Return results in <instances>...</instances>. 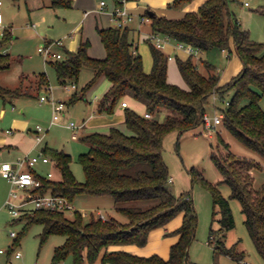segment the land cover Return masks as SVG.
Here are the masks:
<instances>
[{
	"label": "trees",
	"instance_id": "obj_1",
	"mask_svg": "<svg viewBox=\"0 0 264 264\" xmlns=\"http://www.w3.org/2000/svg\"><path fill=\"white\" fill-rule=\"evenodd\" d=\"M193 0H173L171 7L181 8ZM73 0H51V6L70 7ZM123 5V0H113ZM264 13V5L258 8ZM147 16L152 20L153 32L167 35L178 42L189 45L201 52L211 48L229 49L231 41L235 51L243 61L242 70L228 83L220 85V72L214 64L201 59L203 71L194 54L186 59L178 58L179 70L188 84L183 88L168 79L167 55L160 47L150 42L153 67L144 70L143 58L134 49L128 27H107L98 31L106 49L104 58L92 57L88 48L90 41H82L76 51L66 50L62 59L50 61L61 83L77 82L83 67L94 70V76L83 87V94L74 93L71 101L85 95L96 82L105 77L111 83L99 102L98 111L113 114L123 97L130 95L146 105L147 118L132 107L125 108L124 123L130 130L112 126L109 132H91L81 137L90 146L89 151L79 155L85 180L75 178L70 163L72 157L64 150L54 149L45 144L42 151L50 156L61 178L41 176L42 186L35 191L40 194L60 192L71 201L77 195H110L115 201V209L125 215V222L111 217L103 220L92 214L85 220L80 211L74 218L66 212L54 209H38L26 216V226L40 223L41 244L50 235L66 236L63 244L55 247L51 264H58L72 254L74 264L93 262L103 249V264H188L189 247L196 236L197 211L190 192L176 196L168 187L170 170L162 152L164 138L171 131L180 135L187 131L206 126L204 104L214 93L222 96L234 89L224 112L223 125L248 147L259 152L264 158V43L251 39L237 18L233 19L227 0H206L197 10L188 11L181 18H169L157 14ZM12 34L6 29L0 36V70L12 63L5 47ZM37 89L48 86L45 72L39 74ZM32 95L21 88L9 89L0 84L3 98ZM247 100L243 104V101ZM212 160L219 170L216 182L208 181L201 171L196 175L212 190L214 207L219 208L220 228L211 227L210 241L214 243L215 254L233 258L238 264H245V250L238 247V240L227 246L225 232L235 227L234 213L230 200L241 204L244 222L257 251L264 258V184L255 187L254 170L262 164L253 158L241 156L230 148V144L220 135L219 143L213 145ZM34 172V170H33ZM230 187V196L221 193L220 186ZM184 212L183 224L177 229L179 240L172 245L170 257L158 254L140 256L127 250H108L111 245L138 244L148 242L151 230L166 225L178 213ZM216 211H214V214ZM215 220V218H214ZM19 235L16 237V241Z\"/></svg>",
	"mask_w": 264,
	"mask_h": 264
},
{
	"label": "rangeland",
	"instance_id": "obj_2",
	"mask_svg": "<svg viewBox=\"0 0 264 264\" xmlns=\"http://www.w3.org/2000/svg\"><path fill=\"white\" fill-rule=\"evenodd\" d=\"M78 1L73 0L70 7L55 8L51 6V0H0V10L4 16V23L0 26V36L3 35L6 29L10 30L12 38L5 48L13 59L8 68L0 70V84L9 89H26L32 94L15 98L14 108L12 103L8 104V108L13 109L16 115L28 119L25 129L26 134L37 140L34 130L38 125L44 128L43 131L39 132L42 137V141L39 143L41 145L35 151H31L30 157L40 154L41 146L45 143L51 148L64 150L72 157L70 167L75 178L84 181V169L78 158L81 153L89 151L90 146L81 137L96 131L109 132L111 128L110 124L105 121L91 120L92 116H100L101 112L98 111V106L100 99L109 89L108 81L105 77H101L91 89L85 92L83 97L72 102L71 98L74 93H78V96L83 94V87L94 76V70L90 67H83L77 82L61 83L55 69L50 64V61H55L57 58H46L40 51V48L44 47L49 41L61 40L63 45H55V50L63 53L65 57L67 55L66 50L76 51L82 41L89 40L88 52L92 57L104 58L106 56V49L98 31V26L100 28L115 27L111 21L109 10H112L113 0H106L109 9L101 8V0H80L81 4ZM227 1L233 19L237 18L242 27L249 31L252 40L264 43V13L258 10L261 5H264V0ZM171 3L172 1L168 2L162 9L167 10L169 17L178 18L177 15H179L181 9L171 7ZM139 4L138 9L132 10L136 14L132 23L137 28L140 25L137 16L148 12L146 2L139 0ZM85 11H88V14ZM150 25L149 23L142 24L140 39V54L143 58V65L148 64V67L152 63L150 42L156 44L152 37L154 34H148ZM130 39L132 40L131 31ZM170 42L179 46V42L172 37H170ZM165 45L161 49L166 54L173 53L174 57L173 60L169 59L168 61L169 81L183 88H188L189 86L178 67V58L183 59L182 49L179 47L168 49ZM200 57L202 58L198 59L196 57V60L203 71L205 69L201 59L208 60L220 72L222 71L220 79L225 77V72H227L230 75L228 82L234 77H231L233 74L231 62L239 61L243 65V61L236 51L233 50L229 54V49L211 48L204 51ZM169 69H175L176 71L173 72ZM41 72L47 74L49 84L38 90L37 82ZM73 84H76V87H72ZM233 94L234 89H230L223 96L214 93L205 101V113L208 114L211 120L214 119L216 109L222 111L227 108L226 101L230 100ZM42 95L66 102V109L60 113L59 118L54 122L52 121L54 115L53 101L51 99L41 101L40 97ZM246 102L247 100H244L243 104ZM261 105L264 108V96ZM101 115L108 116L105 112H102ZM83 120L86 121V128L83 132L69 127L72 121L79 123ZM9 125L11 124L9 123ZM29 127L32 128V131L27 130ZM122 129L127 133L130 132L126 125ZM75 131L78 132L77 135L74 134ZM220 135L230 144L232 151L241 156L253 158L262 164V168L254 170V185L259 188L264 184L263 156L234 136L223 123L216 127L200 126L181 135L179 131H171L165 136L162 155L169 167L172 179L168 182V187L176 196L190 192L197 211L196 236L189 247L188 264H238L237 261L227 255L215 254L214 243L208 242L210 241L211 227L216 230L220 228L218 219L221 215L218 212L219 208L214 207L211 188L198 173L194 172L195 177L191 174L193 171L199 170L208 181H217L220 173L212 160V149L213 145L219 143ZM35 167L41 175H44L43 177L47 176L49 169L54 168L55 177L61 178L60 171L51 163L38 162ZM220 188L224 196H230L231 190L227 184H222ZM2 193L0 188V194ZM73 203L77 210L84 214L85 220H89L92 214L101 217L103 220L115 217L117 220L125 222L128 219L115 209V201L110 195L80 194L74 198ZM230 203L234 213L235 227L226 231V235L222 238L225 239L227 246H232L240 240L238 247L245 250L246 253L243 263L264 264V258L257 251L244 222L240 202L231 199ZM2 205L0 201V249L3 250V252L0 251V264H51L55 247L63 244L66 236L52 234L41 244L40 233L43 226L40 223L26 226V219L13 222L9 210L2 207ZM214 211H216L215 214ZM74 213L68 211L66 215L68 218L73 219ZM179 215L184 220V212L181 211L167 224L176 221ZM12 231L19 235L17 241L15 236H12ZM174 231L176 232L177 229ZM173 232L169 235H174ZM148 243L149 238L144 245L132 244L144 247ZM17 251L21 252L20 257L15 256ZM105 252L106 250L103 249L96 260L93 262L86 260L85 264H103L102 258ZM153 254L158 253L150 255ZM58 264H74L72 254H69Z\"/></svg>",
	"mask_w": 264,
	"mask_h": 264
},
{
	"label": "crops",
	"instance_id": "obj_3",
	"mask_svg": "<svg viewBox=\"0 0 264 264\" xmlns=\"http://www.w3.org/2000/svg\"><path fill=\"white\" fill-rule=\"evenodd\" d=\"M81 1L79 0L78 3L81 4ZM143 1L146 2V4H147V7H148L147 11L148 12L153 11L154 14H157L160 16L164 15V16L169 17L167 10H164L162 8H164L168 4V2H171L173 0H143ZM204 1H206V0H193L189 3H187L186 5H184L183 7L179 8V9H181V12L179 13V15H177V16H179L178 18H181L180 16H184L188 11L197 10L199 8V6ZM247 3L248 2H246V4ZM116 6L117 5L115 3H113V7L111 10V9H109L108 3H107V5L105 7V9L110 10L111 21L114 23L115 26H116V24H115L114 19H113V11L115 10ZM125 6L131 12V14L133 16V19L127 24L126 27H128L129 30L131 31L132 41L134 43V49L136 50V52L140 53V39H141L142 24H145V23L151 24L152 20L147 16V13L138 15L137 17H139L140 25H139V28H137L132 23L136 17V14L132 10L139 8V6H140L139 0H126ZM157 10H160V11L158 12ZM86 12H88V11H85V13ZM86 14H88V13H86ZM169 18H171V17H169ZM148 34L149 35L150 34L151 35L156 34L155 32H153L151 25H150ZM161 35L163 36V38L165 40L164 45L166 44L165 46H167L168 49L179 47L176 44H171L169 36L163 35V34H161ZM50 42H52V41H49L48 43H50ZM230 46H231V50H232L231 52H233V50L235 51V44L233 41H231ZM179 48L182 49L181 51L183 54V59H186L191 55L185 48H183V47H179ZM5 52H7L6 48H5ZM203 53L204 52H200L199 55H197V58L198 59L202 58V57H200V55H202ZM167 55H171L172 56L171 60H173V58H174L173 53L169 52V53H167ZM151 57H152V63L150 65V67H148V64L144 66L146 72H149L151 70V68L153 67L152 52H151ZM231 65H233V67L231 68V70L233 71V74L231 75V77L236 76L237 72L241 71L243 68V65L239 61L238 62H236V61L231 62ZM169 70H171L173 72L176 71L175 69H169ZM219 72H220V70H219ZM227 75H228L227 72H225V75H224L225 77H222L220 79V85H224L226 82H228V80L230 79V75H228V76ZM107 81H108V84L110 87L111 83L108 79H107ZM24 90H26V89H24ZM22 96H27V95H21V96H17V97H7L6 99L3 98L2 96H0V163H3V162L16 163L20 159L30 158L31 151H35V149L41 145V144H39L40 142L38 140H35L29 134L25 133V129H26V126L28 124V119H26L25 117H23V118L19 117L18 115H16V112H14L13 109L10 110L8 108L9 103H12L13 108H14L15 101H16L15 98H19ZM122 100H127L128 106L134 108L136 111H138L141 114H144L145 112H147L145 103L133 98L130 95L123 97ZM122 100H120L118 102V104L116 105L113 114L107 113L108 116L104 117V115H101V113H102L101 112L99 117L92 116L91 120H93V121H99L100 120L99 122L105 121L108 124H110V127L117 126V127L122 129L123 126L125 125L124 118H125V108H126V107H123L121 105ZM65 109H66V107H65ZM216 112H217V109H216ZM9 123L11 125H9ZM77 124H80V127L77 128V130L83 132L84 129L86 128V121L83 120L82 122H79V123L77 122ZM6 126H7V128H6ZM69 127H71L70 124H69ZM27 130L32 131V128L29 127ZM34 131H35L36 135H37V133L39 134V132H37V127ZM77 133L75 131L74 134L77 135ZM45 144H47V143H45ZM41 151H42V146H41ZM40 162H42V161H40ZM42 163H44V162H42ZM44 164H47V163H44ZM51 164L53 165V163H51ZM35 166H34V168H32V171L34 170V173L40 177L44 176V175H41V173L38 171V169H36ZM26 167H28V166H26ZM49 171H54V168L49 169L48 172ZM48 172H47V174H48ZM53 173L55 176V172H53ZM0 188L3 192L2 194H0V201L3 204L2 207L8 209V207L5 205V201L9 196L12 185L2 175H0ZM28 215H24V216H22L20 218H16V219H14L12 216L11 217H12L13 222L17 221V220L26 219V223H27L28 218L26 216H28ZM182 224H183V218H182V216L179 215V218H177L176 221H174L172 223L170 222L165 227H161V228H158L157 230L151 231L150 236H149V243L144 247H139L135 244H122V245H111L108 248V250L122 249V250L131 251L135 254L144 255V256L150 255L152 253H158L163 258L168 259L170 257V251H171L172 245H174L180 238V234L176 233L174 230L180 228V226ZM172 232L174 233V235H169V233H172ZM11 234H12V232H11ZM17 236H18V234H17ZM17 236H15V239ZM104 250H106V249H104ZM0 251L3 252L2 249H0ZM16 253H15V256H16ZM107 264H113V263H107Z\"/></svg>",
	"mask_w": 264,
	"mask_h": 264
},
{
	"label": "built area",
	"instance_id": "obj_4",
	"mask_svg": "<svg viewBox=\"0 0 264 264\" xmlns=\"http://www.w3.org/2000/svg\"><path fill=\"white\" fill-rule=\"evenodd\" d=\"M123 5H117L115 10L113 11V19L117 27L124 28L127 24L133 19L131 12L126 8L125 1L123 0ZM1 3V2H0ZM248 4V3H247ZM100 5L102 9H105L107 5L106 0H101ZM88 13V12H86ZM4 23V16L0 10V25ZM155 40V43L158 47L164 46V38L161 34L156 33L152 36ZM55 45H63L61 40L52 41L46 44L44 47L40 48V51L44 54L46 58L55 57L57 59L64 58L63 53L58 50H55ZM179 47L185 48L190 54H194L195 56L199 55L201 51L194 49L189 45H185L183 43H179ZM172 56L169 55V59ZM72 87H76V84H73ZM69 89V88H68ZM52 100L54 104V115L52 121L54 122L59 118L61 112L65 110L66 102L56 100L54 97L42 95L40 97L41 101ZM228 104L229 101H226ZM121 105L123 107H128L127 100H122ZM144 115L147 118H151L152 114L149 112H145ZM224 118L223 111H217L215 113L214 119L211 120L207 113L204 114V120L208 127H216L220 123H222ZM70 126L73 129H77L80 127V124H77L75 121L70 123ZM43 127L41 125L37 126V132L43 131ZM37 140L42 141L41 135L37 134ZM44 163H53L50 156L45 154L44 152H40L38 155H34L27 159H20L16 163L11 162H3L0 163V175L6 178L12 185L9 196L5 201V205L8 207L11 216L16 219L20 218L24 215L31 214L34 210L38 209H54L62 212H76L78 211L75 207L73 201H71L64 194L57 192H47L45 194L37 193L35 190L42 186L41 177L36 175L32 168L38 162ZM28 166V167H26ZM48 178L54 176L53 171H49L47 174ZM172 179H170L171 181ZM84 215V214H83ZM13 236H17L15 231H12ZM21 252L18 251L16 256L19 257Z\"/></svg>",
	"mask_w": 264,
	"mask_h": 264
},
{
	"label": "water",
	"instance_id": "obj_5",
	"mask_svg": "<svg viewBox=\"0 0 264 264\" xmlns=\"http://www.w3.org/2000/svg\"><path fill=\"white\" fill-rule=\"evenodd\" d=\"M150 14H154V12L153 11H150Z\"/></svg>",
	"mask_w": 264,
	"mask_h": 264
}]
</instances>
